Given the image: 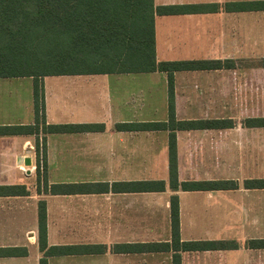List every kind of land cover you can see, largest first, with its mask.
<instances>
[{"label":"crops","instance_id":"crops-1","mask_svg":"<svg viewBox=\"0 0 264 264\" xmlns=\"http://www.w3.org/2000/svg\"><path fill=\"white\" fill-rule=\"evenodd\" d=\"M261 1L153 0L157 62L234 65L173 75L178 122H223L215 128L175 131L178 184L221 185L215 189H170L168 130L116 128L167 122V73L103 71L38 79L45 126L101 129L0 136V249L21 252L0 256V264H39L40 202L45 204L48 247L105 248L101 254L50 256L47 264H173L174 254L180 264H264V249L248 246L264 240V188L247 187L248 182L264 181V126L247 123L264 119V10L227 9L234 3ZM170 6L183 11L155 12ZM27 78L33 88V78ZM31 95L29 121L0 112V126L33 125ZM36 139L45 141V169L39 175ZM28 157L31 167L24 165ZM158 181L165 184L163 191L132 188L134 183ZM173 196L178 199L182 242H236L237 249L113 251L119 245L170 243Z\"/></svg>","mask_w":264,"mask_h":264},{"label":"trees","instance_id":"trees-1","mask_svg":"<svg viewBox=\"0 0 264 264\" xmlns=\"http://www.w3.org/2000/svg\"><path fill=\"white\" fill-rule=\"evenodd\" d=\"M228 11L264 10V1L234 3ZM181 7H159L156 13H181ZM153 0H0V78L32 77L33 125L0 126V136L38 135L50 133L98 132L96 125L44 124V94L38 79L52 75H71L97 72H165L168 78V119L164 123L123 124L119 131H169V187L173 191H207L221 185L216 182H187L178 184L175 131L178 129L215 128L223 122H178L175 118L173 75L178 71L231 68L230 62L218 61L157 62L154 49L152 17ZM264 67V60L262 62ZM28 66L42 67L43 72H30ZM85 66L87 69H71ZM264 126V119L247 121ZM41 127V128H40ZM36 173L45 169V141L35 142ZM123 184L114 187L122 188ZM228 186L235 187L234 184ZM64 188L63 186H61ZM249 188H264V181L247 183ZM57 187L53 186L51 191ZM132 188L139 192H160L165 184L138 182ZM171 241L119 245L116 252L211 251L237 249L236 242H182L179 228V206L176 196L171 197ZM38 243L43 253L39 264H47L50 256L74 254H101L102 246L48 247L46 240L45 204L38 205ZM250 248L264 249V240L250 241ZM18 249H0V256L20 255ZM173 264H180L178 254Z\"/></svg>","mask_w":264,"mask_h":264},{"label":"rangeland","instance_id":"rangeland-1","mask_svg":"<svg viewBox=\"0 0 264 264\" xmlns=\"http://www.w3.org/2000/svg\"><path fill=\"white\" fill-rule=\"evenodd\" d=\"M71 69H87L89 67L85 66H71ZM25 70H30V72H43L45 69L42 67H28L24 68ZM33 92L31 86V81L25 78H0V112L4 116H9L10 119H20L22 117L25 120L27 117V110L31 105L30 98ZM29 114V113H28Z\"/></svg>","mask_w":264,"mask_h":264},{"label":"water","instance_id":"water-1","mask_svg":"<svg viewBox=\"0 0 264 264\" xmlns=\"http://www.w3.org/2000/svg\"><path fill=\"white\" fill-rule=\"evenodd\" d=\"M24 165L26 167H31L33 165V160L31 157L26 158Z\"/></svg>","mask_w":264,"mask_h":264}]
</instances>
